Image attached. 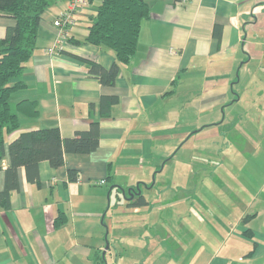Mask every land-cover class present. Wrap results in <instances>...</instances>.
<instances>
[{"label": "crops", "instance_id": "0c3cea01", "mask_svg": "<svg viewBox=\"0 0 264 264\" xmlns=\"http://www.w3.org/2000/svg\"><path fill=\"white\" fill-rule=\"evenodd\" d=\"M146 1L151 14L141 24L137 51L112 85L101 83L88 60L110 68L117 60L115 53L85 41L101 0L83 6L63 48L54 54L47 52L58 36L54 20L67 9L68 0H52L43 13L37 47L22 74L26 86L11 98L14 110L22 99H31L39 112L35 116L20 112V128L7 141L30 129L51 127H59L64 138H71L98 121L99 146L90 153L66 152L59 167L41 161L36 182L27 178L24 167L18 169L19 188L11 190L9 203L0 202V264H228L227 250L212 249L208 240L203 244L198 233L182 228L185 215H165V206L171 203L168 196H150L142 188L161 186L167 191L166 182L174 179H159V174L167 166H185L187 177L188 170H195L191 177L197 185L207 179L222 181L232 204H238L240 194L253 193V187L250 193L240 181L230 187L228 180L248 178L243 179L233 166L229 169L227 160L212 163L220 174H199L195 163L207 162L191 159L188 144L218 137L227 120V127L240 121L258 122L262 128L258 139H264V0ZM14 22L13 17L0 14V39ZM218 150L221 154L230 149ZM180 152H184L182 159L176 158ZM9 163L7 156L4 166ZM70 168L79 171L76 181L69 180ZM120 171L139 174L119 182L123 190L114 205L108 183L117 181ZM257 175L253 179L262 195L264 165ZM132 187L146 193L150 203L129 208L131 200L126 197ZM4 188L5 171L0 170V192ZM159 201L165 205L160 209L154 206ZM138 209L143 212L136 213ZM259 211L232 214L235 221H228V234L242 232L228 250L246 249L249 243L238 223L243 225L247 212L253 223L264 219V211ZM230 215L224 216L226 221ZM58 216L66 221L56 224ZM169 220L174 223L170 231ZM107 230L110 249L104 259ZM258 243L253 256L261 257L264 231Z\"/></svg>", "mask_w": 264, "mask_h": 264}, {"label": "trees", "instance_id": "16d2710c", "mask_svg": "<svg viewBox=\"0 0 264 264\" xmlns=\"http://www.w3.org/2000/svg\"><path fill=\"white\" fill-rule=\"evenodd\" d=\"M51 4L52 0H0V14L15 19L0 39V170L5 171V188L0 192V202L6 204L11 190L19 188V168L24 167L27 178L36 182L41 161L47 160L52 167H59L65 162L66 152L90 153L99 146L98 121H93L86 131H77L71 138H64L59 127H51L30 129L7 141L8 135L20 128V112L29 116L39 112L36 101L31 99H22L14 110L11 98L16 90L26 86L22 74L37 47L43 13ZM150 14L146 0H101L88 25L85 41L111 49L116 55L117 60L110 68L88 60L90 71L102 84H114L121 67L132 60L137 51L141 24ZM7 156L10 163L4 166ZM78 176L77 169H69V180L76 181ZM128 203L143 207L150 201L140 194ZM65 221L64 216H58L56 224Z\"/></svg>", "mask_w": 264, "mask_h": 264}, {"label": "rangeland", "instance_id": "374dc122", "mask_svg": "<svg viewBox=\"0 0 264 264\" xmlns=\"http://www.w3.org/2000/svg\"><path fill=\"white\" fill-rule=\"evenodd\" d=\"M232 107H230L231 109ZM229 110V108H228ZM221 114L223 117V113L221 110ZM256 118V117H255ZM258 119V118H256ZM262 122V121H261ZM229 120L227 123L220 126V133L219 136L214 139H193L189 142V154L191 159H198L201 158L202 161H206V164L195 163L196 169L198 170L199 174L203 175L204 177L211 171H218L220 174L221 170L217 169V166H214L216 159L227 160L229 169L233 166L238 174H242V178L246 179L243 182L241 179L239 180H228L229 185L231 184L235 187L237 186L238 182H242L245 190L248 188L250 189V193L253 187V193L251 194H243L239 196L238 204H232L230 197L232 195H228L227 191L223 188V182H215L211 180H205L197 185L196 180L191 177L194 174L193 170H188V177L184 175V167L176 168L175 166H167L163 173H160L158 178H164L165 180L173 178V183L166 182L167 191L162 190L161 186L151 187L146 185L142 188L143 192H149L150 196H156L157 198H166L168 196L171 203L168 206L160 204L159 201L155 204V207H162L165 206V211L167 212L165 215H169L170 218L181 217V215H185L186 217L183 219L182 228L186 226L190 232L198 233L203 241H209L210 248L221 250L222 253L228 251V264H260V262H264V255L261 257L253 256L256 249L260 248L261 243L256 244V240L259 238V233L264 231V219L260 217V219H255L256 223H253L249 217L248 212H253V210L259 209L260 211H264L262 207V200H264V193L258 194L259 191L258 182L254 181L253 178L257 177L258 170H261L262 165H264V139L260 137L258 139V133L262 131V128L259 127L258 122H253L249 120L246 122H239L234 125V127H227ZM205 123H202L200 126H203ZM226 132L224 133V131ZM262 138V139H261ZM230 149L226 152L220 154L218 149ZM249 148L246 154H242L239 150ZM216 149V151H215ZM184 151V150H183ZM193 152L195 155L193 156ZM184 152H180L176 158L182 159L184 157ZM251 153V154H250ZM226 158V159H225ZM212 160V161H211ZM5 161V160H4ZM211 161V163H210ZM202 166H204L202 168ZM249 166V168L247 167ZM247 169H252L254 172L253 175L248 174ZM115 176V172L112 173ZM139 172L129 173V172H117L118 180H114L113 184H109V188L113 189L114 194L112 195L113 204L115 205L117 202V194L118 191H121L120 183H124L130 180L131 177L136 176ZM163 176V177H162ZM153 180V178H152ZM260 181V180H259ZM161 183V182H160ZM165 183V182H164ZM252 186H248L251 184ZM116 184V185H115ZM113 185H115L113 187ZM165 186V185H164ZM163 186V187H164ZM240 187V188H242ZM247 188V189H246ZM123 190V189H122ZM122 192V191H121ZM164 192V194L162 193ZM123 195V193H121ZM146 195V193H145ZM254 195H257L254 198ZM251 197L249 199V197ZM124 197V196H123ZM238 197V196H237ZM208 199H214L212 202ZM174 199V201H172ZM232 205V207H231ZM124 207V206H123ZM136 206H132L129 208H134ZM137 208V207H136ZM231 208V211L229 210ZM249 208H251L249 210ZM129 213L128 208H126ZM233 209V211H232ZM247 213L244 214V219L241 223H238L240 226L244 227V236L246 241L249 244H245L246 249H232L228 247L232 245H236L239 241L240 232L238 229L233 234H228L230 231V225L228 223L232 221V224L235 221V218L232 219V214H237L241 211H246ZM155 211V209H152ZM223 211V212H222ZM259 211V212H260ZM141 214L143 212L142 209L136 210V213ZM148 213L151 210L147 211ZM223 213V214H220ZM226 214H231L226 221L224 216ZM258 212H255L254 215L257 216ZM133 218V217H132ZM169 218V219H170ZM137 220V218L133 219ZM172 220H169L167 223L168 228L167 230H172L174 223ZM129 226V225H128ZM132 228L131 226H129ZM136 229L141 226H137L135 224ZM134 227V228H135ZM251 229V230H247ZM254 230V231H252ZM139 233L142 232L138 229ZM138 233V232H137ZM236 248V247H235ZM231 249V250H230ZM222 258V257H221ZM226 259V258H223Z\"/></svg>", "mask_w": 264, "mask_h": 264}, {"label": "built area", "instance_id": "2783aa9c", "mask_svg": "<svg viewBox=\"0 0 264 264\" xmlns=\"http://www.w3.org/2000/svg\"><path fill=\"white\" fill-rule=\"evenodd\" d=\"M88 1L89 0H69V6L66 11L54 20V25L58 28V36L55 44L47 49L49 54H54L60 48H63L68 31H70L75 24L77 13L88 3Z\"/></svg>", "mask_w": 264, "mask_h": 264}, {"label": "water", "instance_id": "95a60500", "mask_svg": "<svg viewBox=\"0 0 264 264\" xmlns=\"http://www.w3.org/2000/svg\"><path fill=\"white\" fill-rule=\"evenodd\" d=\"M128 192H129V196H127L126 198H128L129 200L133 199L135 196H140V194H143L142 190L139 187L137 188L132 187L129 189ZM107 234H108V230L106 233V246L102 253V256L104 259H105L106 251L110 249V243H109V240L107 239Z\"/></svg>", "mask_w": 264, "mask_h": 264}, {"label": "flooded vegetation", "instance_id": "af4514ba", "mask_svg": "<svg viewBox=\"0 0 264 264\" xmlns=\"http://www.w3.org/2000/svg\"><path fill=\"white\" fill-rule=\"evenodd\" d=\"M137 197V196H136Z\"/></svg>", "mask_w": 264, "mask_h": 264}]
</instances>
